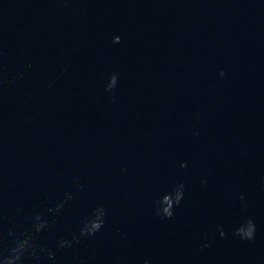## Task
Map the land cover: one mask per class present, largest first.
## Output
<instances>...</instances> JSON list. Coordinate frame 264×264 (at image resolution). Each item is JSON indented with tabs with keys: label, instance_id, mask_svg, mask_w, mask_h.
<instances>
[{
	"label": "water",
	"instance_id": "95a60500",
	"mask_svg": "<svg viewBox=\"0 0 264 264\" xmlns=\"http://www.w3.org/2000/svg\"><path fill=\"white\" fill-rule=\"evenodd\" d=\"M23 239L264 264V0H0V264Z\"/></svg>",
	"mask_w": 264,
	"mask_h": 264
},
{
	"label": "clouds",
	"instance_id": "9594fccd",
	"mask_svg": "<svg viewBox=\"0 0 264 264\" xmlns=\"http://www.w3.org/2000/svg\"><path fill=\"white\" fill-rule=\"evenodd\" d=\"M39 219V217H37ZM101 225L99 223L93 222L91 229L85 231L81 230L82 234L91 235L100 229ZM36 231H40V227L36 228ZM252 234L249 233L247 238H251ZM64 243V242H61ZM35 249L30 244L27 239L17 241L14 246L7 249L8 255L4 257L5 264H17V262L22 261L25 256H30Z\"/></svg>",
	"mask_w": 264,
	"mask_h": 264
}]
</instances>
